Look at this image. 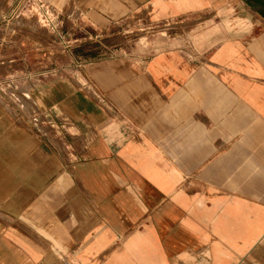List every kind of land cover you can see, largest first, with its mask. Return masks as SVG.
Returning <instances> with one entry per match:
<instances>
[{
    "label": "crops",
    "instance_id": "1",
    "mask_svg": "<svg viewBox=\"0 0 264 264\" xmlns=\"http://www.w3.org/2000/svg\"><path fill=\"white\" fill-rule=\"evenodd\" d=\"M93 2L201 21L87 65L57 108L60 170L0 140V264H264V0Z\"/></svg>",
    "mask_w": 264,
    "mask_h": 264
},
{
    "label": "rangeland",
    "instance_id": "2",
    "mask_svg": "<svg viewBox=\"0 0 264 264\" xmlns=\"http://www.w3.org/2000/svg\"><path fill=\"white\" fill-rule=\"evenodd\" d=\"M116 11L93 0H0V140L46 156L49 172L65 167L57 161L60 98L72 81L81 84L88 64L149 55L201 21L190 18L152 30Z\"/></svg>",
    "mask_w": 264,
    "mask_h": 264
}]
</instances>
